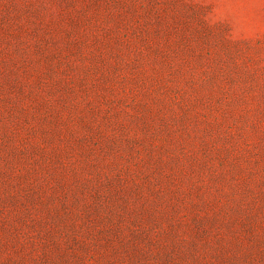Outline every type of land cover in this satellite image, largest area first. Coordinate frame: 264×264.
<instances>
[{
    "label": "rangeland",
    "instance_id": "rangeland-1",
    "mask_svg": "<svg viewBox=\"0 0 264 264\" xmlns=\"http://www.w3.org/2000/svg\"><path fill=\"white\" fill-rule=\"evenodd\" d=\"M0 264H264V0H0Z\"/></svg>",
    "mask_w": 264,
    "mask_h": 264
}]
</instances>
